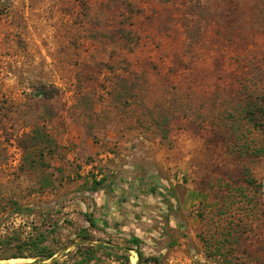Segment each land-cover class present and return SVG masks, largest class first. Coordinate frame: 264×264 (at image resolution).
Here are the masks:
<instances>
[{
	"label": "rangeland",
	"instance_id": "374dc122",
	"mask_svg": "<svg viewBox=\"0 0 264 264\" xmlns=\"http://www.w3.org/2000/svg\"><path fill=\"white\" fill-rule=\"evenodd\" d=\"M263 111L264 0H0V264H264Z\"/></svg>",
	"mask_w": 264,
	"mask_h": 264
},
{
	"label": "trees",
	"instance_id": "16d2710c",
	"mask_svg": "<svg viewBox=\"0 0 264 264\" xmlns=\"http://www.w3.org/2000/svg\"><path fill=\"white\" fill-rule=\"evenodd\" d=\"M263 113H264V111H263ZM247 149H248V147H247ZM255 152H256L257 154H259V153L263 152V149L255 148ZM88 221H89L90 225H94V221H93V219H89ZM33 246H34V248L37 247V249H38V248H43V249L46 250V247H40V246L38 245V242H33ZM52 254H53L52 252H48V251H47V257H48V258L51 257ZM138 256H139L138 261H139V260H144V261H146V262H148V263H150V264H160L159 259H158L157 257H151V256H150V257H147V258H145V259H142L140 251H138ZM14 257H19V256H18V255H16V256L14 255ZM23 257H24V256H23ZM25 264H34V263H33V262H30V263H25Z\"/></svg>",
	"mask_w": 264,
	"mask_h": 264
},
{
	"label": "bare ground",
	"instance_id": "6f19581e",
	"mask_svg": "<svg viewBox=\"0 0 264 264\" xmlns=\"http://www.w3.org/2000/svg\"><path fill=\"white\" fill-rule=\"evenodd\" d=\"M12 260H13V259H12ZM12 260H11V261H12ZM17 260H18V259H17Z\"/></svg>",
	"mask_w": 264,
	"mask_h": 264
}]
</instances>
